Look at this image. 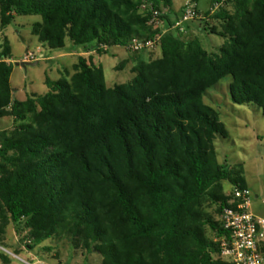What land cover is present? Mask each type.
<instances>
[{
  "label": "trees",
  "instance_id": "trees-1",
  "mask_svg": "<svg viewBox=\"0 0 264 264\" xmlns=\"http://www.w3.org/2000/svg\"><path fill=\"white\" fill-rule=\"evenodd\" d=\"M172 2L0 0V29L39 16L31 34L42 46L62 50L67 40L106 55L161 32L148 25L144 3L165 10L164 26H172L181 16L168 17ZM204 16L202 30L225 39L217 53L190 34V21L185 36H161L159 56L136 63L130 82L107 87L101 66L80 56L68 80H46L45 94L23 101L13 98L3 39L0 119L13 127L0 132V247L11 224L30 250L64 237L98 254L99 264H226L212 240L219 223L202 203L219 214L229 200L221 183L246 184L241 169L218 163L214 141L227 131L203 98L230 77L231 102L253 105L264 118V0H227ZM0 260L13 259L2 252Z\"/></svg>",
  "mask_w": 264,
  "mask_h": 264
},
{
  "label": "rangeland",
  "instance_id": "rangeland-1",
  "mask_svg": "<svg viewBox=\"0 0 264 264\" xmlns=\"http://www.w3.org/2000/svg\"><path fill=\"white\" fill-rule=\"evenodd\" d=\"M179 3L182 1L173 0V4ZM211 5V0H198L197 10L200 14L207 13ZM198 20L190 23L192 24L190 34L199 40L207 53H217L225 39L204 32ZM39 21V16L16 17L9 26L0 29V45L6 38L11 52V59L8 61L12 66L10 87L13 89V98L19 101L25 100L30 94H45L48 91L46 80L56 81L60 78L68 80L73 73L72 65L80 56H92L94 65L101 66L105 84L109 88L116 84L130 82L135 75L132 69L139 61H150L159 56V50L156 47L139 53H130L124 48L115 47L106 55L87 54L83 49L70 45L67 40L64 49L49 50L38 43L36 37L31 34V25ZM210 26L217 27L218 24L210 22ZM181 35L185 36L186 33ZM26 51L35 52L33 59H36L28 63L22 62ZM64 51L71 55L65 58L55 57ZM34 62L37 64L30 65ZM20 63L27 65L21 67ZM230 81V77H225L210 88L203 98V102L218 113L219 120L227 131L226 139L217 137L214 141L217 161L220 164L226 162L230 169H241L246 188L251 193L250 210L255 216L264 218L262 203L264 200V118L261 111L253 105H236L231 102L228 92ZM12 127L11 118L0 119V132L10 131ZM221 188L227 196L231 185L228 182H222ZM216 208V205L208 199L202 203V210L211 215L215 221L219 216ZM20 239L15 227L9 224L5 229L2 245L6 247L7 252L12 254L18 252V257L26 261H38L43 264H99L101 260L98 254L73 248L68 238H52L31 250L25 246L29 242H21ZM45 248L50 250L46 251ZM2 252L0 250V253ZM0 264H2L1 260ZM10 264L21 263L12 260Z\"/></svg>",
  "mask_w": 264,
  "mask_h": 264
},
{
  "label": "built area",
  "instance_id": "built-area-1",
  "mask_svg": "<svg viewBox=\"0 0 264 264\" xmlns=\"http://www.w3.org/2000/svg\"><path fill=\"white\" fill-rule=\"evenodd\" d=\"M181 1V16L169 28H165L164 20L161 19L162 14L166 11L154 9L151 3H144L141 10L148 9L150 11L148 25L154 30H161V32L152 39L132 38L125 50L130 53H139L152 49L156 47L157 42L166 32L174 31L184 34L183 25L185 23L196 19H205L204 14L198 13L197 4L194 0ZM226 1L217 0L212 3L209 14H213L221 8ZM35 54V52L26 51L23 62L34 61L36 59H33ZM228 196L227 206L219 213L217 220L221 234L212 239L217 248V258L226 264H264V218L255 216L251 212V193L247 188L231 186ZM262 203L264 205V200ZM0 250L21 264H43L38 261L23 260L2 247ZM224 259H228V261H224Z\"/></svg>",
  "mask_w": 264,
  "mask_h": 264
},
{
  "label": "crops",
  "instance_id": "crops-1",
  "mask_svg": "<svg viewBox=\"0 0 264 264\" xmlns=\"http://www.w3.org/2000/svg\"><path fill=\"white\" fill-rule=\"evenodd\" d=\"M181 4L182 3H179L177 5L173 4L172 2V10L171 12L169 13L168 17L171 18L172 20L173 19H176L179 17L180 13H181ZM78 49V48H77ZM68 55H71V53H67L64 51V53H61L57 56H55L56 58H65L66 56ZM23 62V61H22Z\"/></svg>",
  "mask_w": 264,
  "mask_h": 264
},
{
  "label": "water",
  "instance_id": "water-1",
  "mask_svg": "<svg viewBox=\"0 0 264 264\" xmlns=\"http://www.w3.org/2000/svg\"><path fill=\"white\" fill-rule=\"evenodd\" d=\"M35 64H37V62H34V63L30 64V65H35ZM16 65H18V64H16ZM25 65H27V64L26 63H20L21 67H24Z\"/></svg>",
  "mask_w": 264,
  "mask_h": 264
}]
</instances>
